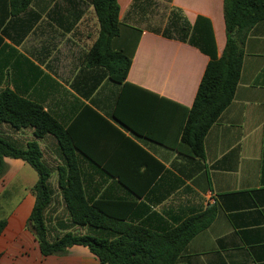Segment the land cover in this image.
<instances>
[{
  "label": "crops",
  "instance_id": "0c3cea01",
  "mask_svg": "<svg viewBox=\"0 0 264 264\" xmlns=\"http://www.w3.org/2000/svg\"><path fill=\"white\" fill-rule=\"evenodd\" d=\"M133 1L119 0L122 21ZM72 4L34 0L20 15L0 20V94L10 90L39 105L69 131L88 198L126 202L128 223L164 232L215 209L214 222L189 243L182 264H264V21L246 39L234 100L206 135L199 159L182 143V128L210 58L188 44L123 26L115 44L133 55L127 82L144 91L129 90L123 99L121 114L137 131L125 128L115 116L122 85L105 69L85 63L99 36L83 31L88 4ZM172 5L192 23L198 16L211 21L221 57L227 42L224 0ZM89 11L95 13L91 6ZM1 132L22 149L38 143L53 170L50 183L58 184V169L67 163L55 137L37 138L34 128L8 124ZM6 163L0 200L8 183L26 186L21 202L5 216L0 203V264H102L79 245L62 255H42L29 223L39 175L23 160ZM59 214L47 213L54 216L52 239L54 233L88 232L64 230Z\"/></svg>",
  "mask_w": 264,
  "mask_h": 264
},
{
  "label": "trees",
  "instance_id": "16d2710c",
  "mask_svg": "<svg viewBox=\"0 0 264 264\" xmlns=\"http://www.w3.org/2000/svg\"><path fill=\"white\" fill-rule=\"evenodd\" d=\"M73 1H82L93 7L99 23L98 39L85 55V63L89 67L105 69L111 81L122 85L115 116L125 128L137 131L123 117L121 107L123 99L131 95L129 90H143L127 82L133 55L127 49H118L115 43L123 26L141 28L137 25L140 22L134 20L148 14L152 1L134 0L126 21L120 19L119 0H67L71 5ZM162 1L169 5L165 24L163 28L149 32L188 44L210 58L182 128V143L188 147L189 154L203 159L206 135L234 100L242 72L244 45L250 31L264 21V0H224L227 42L221 57H218L213 25L208 18L198 16L192 23L182 9L172 5L173 0ZM33 2L0 0L1 24L26 11ZM3 124L15 129L31 127L37 138L51 135L58 140L67 163L66 167L58 169L57 184L70 223L69 226L63 225V229L87 227V233L67 232L51 238L53 231L47 213L56 192L50 183L53 170L43 161L38 143H29L26 149L18 147L2 135ZM75 150L69 131L42 107L10 90L0 94V178L7 171V158L23 160L38 173L39 180L34 187L36 203L29 223L43 256L62 255L79 245L88 247L102 264H182L180 257L189 243L214 222L217 212L209 209L164 232L128 223L126 202L88 198L81 169L75 160Z\"/></svg>",
  "mask_w": 264,
  "mask_h": 264
},
{
  "label": "rangeland",
  "instance_id": "374dc122",
  "mask_svg": "<svg viewBox=\"0 0 264 264\" xmlns=\"http://www.w3.org/2000/svg\"><path fill=\"white\" fill-rule=\"evenodd\" d=\"M152 1V8H150V10H148V14L142 16V18L139 20L138 17L135 18L134 22H140V24H137L138 26H140L141 28L147 30V31H152L154 29L160 28L164 26L165 21H166V17L168 15L169 10L167 11V7L169 6L167 2L162 1V0H151ZM149 3V2H148ZM85 12H86V18L83 22V31L87 34V33H96L99 30L96 29L95 30V25L94 22H96L95 19V13L93 11H89L90 6L89 5H85ZM126 17V16H125ZM124 21H126V19L124 18ZM99 33V32H98ZM19 181V180H18ZM18 181H14V182H10L8 183L7 189L5 190L2 199L0 200V203L2 204V208H3V212L2 214L7 215V213L10 210H13L14 208L17 207V205L21 202L22 198L25 196V184L22 182H18ZM34 184V183H32ZM33 186V185H30ZM54 189L55 191H57L58 187L57 185L54 184ZM52 211L56 210L59 211V215L57 216V219L62 220V224L63 225H68L69 226V220L67 219V214L65 212V208L63 205V198L62 195L57 194L54 197V205L52 204L51 208ZM53 217L51 216L49 218L48 216V222H49V227L51 229V231H53ZM4 218V217H3ZM57 226V224H56ZM74 232V231H73ZM77 233V232H74ZM79 234H83V232H80ZM55 237H58L59 235H57L56 233L53 234Z\"/></svg>",
  "mask_w": 264,
  "mask_h": 264
},
{
  "label": "built area",
  "instance_id": "2783aa9c",
  "mask_svg": "<svg viewBox=\"0 0 264 264\" xmlns=\"http://www.w3.org/2000/svg\"><path fill=\"white\" fill-rule=\"evenodd\" d=\"M209 201H210L212 204H214V205L217 203V199H216V197L213 195V193L210 195Z\"/></svg>",
  "mask_w": 264,
  "mask_h": 264
}]
</instances>
